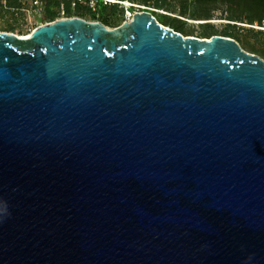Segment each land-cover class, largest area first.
I'll return each mask as SVG.
<instances>
[{"label":"water","instance_id":"1","mask_svg":"<svg viewBox=\"0 0 264 264\" xmlns=\"http://www.w3.org/2000/svg\"><path fill=\"white\" fill-rule=\"evenodd\" d=\"M0 264H264V59L149 10L0 30Z\"/></svg>","mask_w":264,"mask_h":264},{"label":"rangeland","instance_id":"2","mask_svg":"<svg viewBox=\"0 0 264 264\" xmlns=\"http://www.w3.org/2000/svg\"><path fill=\"white\" fill-rule=\"evenodd\" d=\"M19 1L22 3V6L14 8L7 6V2L3 0L2 6H0V30L24 35L28 34L37 25L61 16H80L89 20H103L96 5L92 6V4L88 6L90 7L89 9L86 6H82L78 12L72 9L70 15H65L62 12L61 6H52V9L58 12L52 19H49L41 18V7L43 5L41 0ZM135 1L150 6L151 13L163 24L170 19L169 17H175V23L181 25L182 28L175 29L176 27L172 26L171 23L168 26L181 32L183 35L209 37L212 34L224 35L226 31H229L231 37L235 38L244 49L256 53L264 59V17L262 25L227 19L225 18L226 4L221 2V0H216V6L211 8L210 17L208 18H204V15L199 14L192 15L191 11H200L208 5L211 6L209 0L202 2L198 0H186L187 11L184 14H180L177 7L185 0H158L159 4L155 3L156 0ZM92 11H95V17L91 16ZM104 19L105 24L109 27L115 26L124 20L119 12L107 15ZM234 22L235 24H233Z\"/></svg>","mask_w":264,"mask_h":264},{"label":"trees","instance_id":"3","mask_svg":"<svg viewBox=\"0 0 264 264\" xmlns=\"http://www.w3.org/2000/svg\"><path fill=\"white\" fill-rule=\"evenodd\" d=\"M7 2V6L19 8L21 7L22 3L19 0H5ZM43 5L41 7V18H49L52 19L56 15L58 11L55 9H52V6H61L63 12L65 15H70V12L72 9L76 12L79 11V9L82 6H86L88 9L90 7L87 0H41ZM199 2L205 1V0H198ZM211 3V6L208 5L204 7L202 10H192V15H204V18L210 17L211 8H214L216 5V0H209ZM221 2L226 4V17L227 19L235 20V21H242V22H248V23H256L259 25H262L263 23V17H264V0H221ZM3 0H0V6H2ZM156 4L158 3V0L155 1ZM157 6V5H156ZM97 10L99 11V14L102 15V21L105 23V16L114 14L119 12L120 9L117 7L115 3H109L106 4L102 0H98L96 3ZM178 10L180 11V14H184L187 11V3L186 0L181 2L178 5ZM198 12V13H197ZM91 16L95 17V11L91 12ZM170 19L164 23L166 25H169V23L172 24V26L176 27L175 29L182 28L181 25L175 23V17H169ZM179 20V18H177ZM235 24V22L233 23ZM21 35L20 33H18ZM224 35L231 36V33L229 31H226ZM209 36V35H206Z\"/></svg>","mask_w":264,"mask_h":264},{"label":"built area","instance_id":"4","mask_svg":"<svg viewBox=\"0 0 264 264\" xmlns=\"http://www.w3.org/2000/svg\"><path fill=\"white\" fill-rule=\"evenodd\" d=\"M97 1L98 0H87L90 6L91 4L92 6L96 5ZM102 1L106 4L115 3L117 7L120 9V14L123 16L124 20L130 19L133 13L137 11L149 10L151 12L150 6L135 0H102Z\"/></svg>","mask_w":264,"mask_h":264},{"label":"bare ground","instance_id":"5","mask_svg":"<svg viewBox=\"0 0 264 264\" xmlns=\"http://www.w3.org/2000/svg\"><path fill=\"white\" fill-rule=\"evenodd\" d=\"M24 35H26V34H24Z\"/></svg>","mask_w":264,"mask_h":264}]
</instances>
